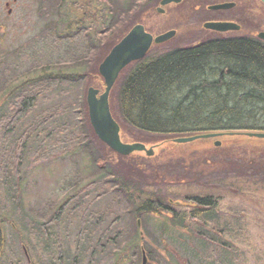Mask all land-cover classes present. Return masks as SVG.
<instances>
[{"label":"rangeland","instance_id":"obj_1","mask_svg":"<svg viewBox=\"0 0 264 264\" xmlns=\"http://www.w3.org/2000/svg\"><path fill=\"white\" fill-rule=\"evenodd\" d=\"M146 1L0 0V117H14L21 106V94L25 99L32 95L36 99L32 110L13 125L12 135L0 140V172L2 159L12 160L8 175L0 179V220L4 234L0 264H115L120 256L122 264H140L138 256L129 254L130 250L136 253L141 244L151 264H181L180 258L190 264H264V189L256 181L242 180L245 165L235 169L240 178L230 179L239 192L216 194L212 199L213 208L209 211L206 207L209 213L207 211L208 214L186 232L172 226L176 222L169 218L144 215L140 218L146 239L143 241L139 232L137 235L134 232L137 205L131 206L123 196L113 192L112 183L103 184L105 179L97 173L86 151L79 110L83 82L72 78L79 70L74 69L71 61L75 54H81L86 35L94 36L96 31H103L124 8ZM233 1L238 4L237 13H244L239 21L241 18L242 23L252 20L249 25L242 24L245 31L250 25L251 29L264 31L261 3L257 0ZM77 2L86 6L93 19L66 32L68 25L76 21L73 11L79 6ZM197 5L198 0H184L179 5L164 7L163 14L157 12L160 7L157 5L141 15V24L154 35L176 30L173 46L209 39L199 34L203 31L204 15L196 14L194 7ZM231 15L237 18L240 13L232 12ZM98 83L95 80L93 86L101 90ZM234 138L237 140V137L219 139L222 143L219 149L231 147ZM124 140L133 143L125 136ZM243 141L240 151L248 148V151L264 153V140L244 137ZM196 142L170 144L167 148L173 153L177 152L174 149L186 150L194 146L203 152L211 143ZM165 149L166 145L159 147L155 156L146 157L151 160L158 155L155 160L159 161L143 160V166L165 161L166 156L161 154ZM14 152L20 157L19 168L13 166ZM135 157L145 158L140 154ZM138 161L141 160L135 162ZM259 170L264 171V165H258L253 172L256 174ZM74 183L81 187L96 183L85 193L83 205L92 202L90 210L84 215L77 212V216L73 215V210H67L59 225L48 224L51 213L40 219L39 215L52 202L55 203L54 213L75 195L76 192H72ZM184 210L176 209V212L187 215L192 212ZM92 214L104 222L101 227L94 223ZM83 217L90 224L87 229L93 232L88 249L78 244L80 218ZM114 222H119L114 229L121 234L118 246L115 249L107 246L106 254H99L98 247L103 242L98 236L104 227L113 226ZM57 237L61 240V252L54 246Z\"/></svg>","mask_w":264,"mask_h":264},{"label":"trees","instance_id":"obj_2","mask_svg":"<svg viewBox=\"0 0 264 264\" xmlns=\"http://www.w3.org/2000/svg\"><path fill=\"white\" fill-rule=\"evenodd\" d=\"M161 1L147 0L145 3L131 4L116 18H112L111 24L103 31H96L94 36L86 35L81 54H75L71 61L73 68L79 70L72 78L83 82L79 109L81 137L90 159L96 165L97 173L105 179L103 184L112 183L113 192L123 196L131 206L137 205L134 215L138 220L144 215L155 219L166 217L176 222L172 226L186 232L202 220L208 211L206 207L209 211L213 208L212 199L216 194L239 192L230 182L231 178H240L235 169L245 165L246 172L241 176L242 180L256 181L264 189V171L253 172L258 165H264V153L248 151V148L240 151L239 146L244 145L243 135L227 136L237 137V140L232 139V146L225 149L216 148L212 140H206L208 144L211 143L203 152L197 151L194 146L186 150L174 149L177 152L173 153L167 148V145H173V139L181 137L212 132H264V43L243 38L224 40L219 36L204 40L196 48H178L173 46L174 42H170L156 46L145 59L131 64L120 74L110 94V107L113 118L120 125L122 139L125 136L131 142L149 146L156 143L161 144L160 147L166 145V149L161 152L166 156L165 161L143 166V160L159 161L155 160L159 156L151 160L144 155L145 158H136L135 155L122 157L110 150L97 138L90 124L86 96L88 89L94 87L95 80L99 82L98 88L104 90V81L99 74L100 64L111 49L135 25L141 23V15ZM76 4L79 5L73 11L76 21L68 25L66 32L91 19L86 6L79 2ZM232 12L242 13H237L238 7ZM251 22L250 18L243 25ZM19 98L21 106L14 117H0V140L12 135L13 125L32 110L36 100L33 95L25 99L21 94ZM20 143L19 147L22 145ZM14 150L16 152V147ZM15 152L13 166L19 168L20 157L15 156ZM137 159L141 161L135 162ZM11 161L2 159L0 179L8 175ZM246 174L248 176H244ZM95 184L81 187L74 183L72 192H76L75 195L54 213L55 203L52 202L39 215L40 219H45L51 213L48 224L59 225L67 210H73L75 216L77 212L84 215L92 206V202L83 205L87 196L85 193ZM174 194L179 196L175 197ZM171 200L180 205H174ZM182 208L192 212L188 215L176 212V209ZM90 217L99 221V216L92 214ZM84 218H80L78 244L86 242ZM134 228L136 235L141 232L137 223ZM119 237L121 234L116 236L114 246L107 243L101 252L106 253L107 246L112 249L117 247ZM144 237L140 238L144 241ZM129 243L132 246L133 241ZM54 246L61 252V240L58 237ZM144 247L141 244L136 253L130 250L129 254L138 256L140 264ZM179 260L181 264H190L186 259ZM122 263L120 256L115 264Z\"/></svg>","mask_w":264,"mask_h":264},{"label":"water","instance_id":"obj_3","mask_svg":"<svg viewBox=\"0 0 264 264\" xmlns=\"http://www.w3.org/2000/svg\"><path fill=\"white\" fill-rule=\"evenodd\" d=\"M264 4V0H260ZM182 0H163L160 5L162 7L170 4H179ZM236 4H221L211 6L209 9L213 11H226L234 8ZM159 13H163L162 9H158ZM205 29L226 33L233 31H240L241 27L235 23L218 22L206 23ZM176 36V31H169L159 36L154 37L152 34L146 32L143 25H136L129 33L115 45L108 56L99 66V73L104 79V92H101L94 87L88 89L87 105L89 111L90 123L98 139L104 143L113 152L128 157L136 153H144L147 157L155 155V148H147L142 143H124L120 135V126L114 120L110 109V93L118 80L121 72L130 64L142 60L149 52L153 44L161 45L171 41ZM258 38L264 40V32L257 35ZM223 133H210L203 135H196L192 137L176 138L173 143L184 145L190 144L199 140L216 139L222 137ZM249 138L264 139V132H247L244 133ZM221 143L217 141L215 147H220ZM179 206V202H173ZM3 247L2 229L0 227V250ZM27 255V252H26ZM146 252L143 250V263L147 264Z\"/></svg>","mask_w":264,"mask_h":264},{"label":"flooded vegetation","instance_id":"obj_4","mask_svg":"<svg viewBox=\"0 0 264 264\" xmlns=\"http://www.w3.org/2000/svg\"><path fill=\"white\" fill-rule=\"evenodd\" d=\"M226 2L228 3V2H234V1L233 0H198V5L194 7V10L197 12L196 14L204 15V18H202L203 19L202 25L205 22H235V23H238L237 20H239L240 16H242L243 14L238 15V17L236 18L232 15H229L228 11H227V13L225 12L226 14H215V12L208 10L209 6L222 4V3H226ZM241 19H242L241 22H243V18H241ZM257 32H258V29H254V28L251 29L250 27H247V31H245V33H243L241 35H237L235 33L229 32V33H224V34H221L218 36H220V39H224V40H231L234 38H237V39L243 38V39H251V40L253 39V41L260 43V41L256 37ZM199 34L200 35L202 34L203 36L210 37V38L215 37L214 33L212 34V33L204 32V31H200ZM202 42H203V40L200 38V39H197V41L192 43L191 45H189V44L184 45L183 48H186V47L196 48L197 46L201 45ZM88 221H89V217H88ZM94 223L98 224L99 227H101L104 224V222L101 219H99V221H94ZM117 224L118 223H116L115 225L110 226V227H104L103 230L100 232V234L98 236V240L100 242H103V244L101 245V243H100V246H99L100 252L103 251V248L106 247L107 243H111V246L115 245L114 240L116 241V236L119 235L114 230L115 227H117ZM89 225H90L89 222L85 221V225H84L85 230L83 229L84 230L83 233H84V236L86 238L87 244H90L91 233H93L92 231L87 229V227Z\"/></svg>","mask_w":264,"mask_h":264},{"label":"bare ground","instance_id":"obj_5","mask_svg":"<svg viewBox=\"0 0 264 264\" xmlns=\"http://www.w3.org/2000/svg\"><path fill=\"white\" fill-rule=\"evenodd\" d=\"M257 1H259L263 6H264V4L260 1V0H257ZM258 38V37H257ZM258 40L260 41V42H264V40H262V39H260V38H258Z\"/></svg>","mask_w":264,"mask_h":264}]
</instances>
